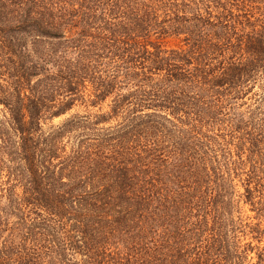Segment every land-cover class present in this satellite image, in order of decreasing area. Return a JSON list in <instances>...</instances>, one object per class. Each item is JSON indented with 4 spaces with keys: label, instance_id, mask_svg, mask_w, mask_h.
Returning <instances> with one entry per match:
<instances>
[{
    "label": "trees",
    "instance_id": "1",
    "mask_svg": "<svg viewBox=\"0 0 264 264\" xmlns=\"http://www.w3.org/2000/svg\"><path fill=\"white\" fill-rule=\"evenodd\" d=\"M248 142L264 0H0V264H264Z\"/></svg>",
    "mask_w": 264,
    "mask_h": 264
},
{
    "label": "rangeland",
    "instance_id": "2",
    "mask_svg": "<svg viewBox=\"0 0 264 264\" xmlns=\"http://www.w3.org/2000/svg\"><path fill=\"white\" fill-rule=\"evenodd\" d=\"M151 40L152 41H156L157 43L160 44V46L162 48H166V49H169V48H178V47H183V37L181 35H171V36H161V37H151ZM109 101V99L106 100V102L103 104V108L102 110L105 111L108 109V105H107V102ZM240 102H243V99L242 101ZM245 106L243 105L241 107V109H243ZM89 111H95L96 109L95 108H91V109H87ZM83 115V114H87L85 108L82 106V105H79V104H76L75 106H73L69 111H67L66 113H63L62 115L60 116H56V117H53L52 119H50L48 122H46L44 125H43V129H48L50 126H55V125H58V124H61L63 121L66 120V118L70 117L71 115ZM160 114V113H159ZM161 114L165 116V114H167V116L171 117V115L167 112V111H161ZM160 114V115H161ZM102 126V125H101ZM106 126V125H105ZM249 150L251 151H255V150H260V153H261V156L259 157V161L260 162H263L264 161V145L261 146V145H258L257 147H252V145L250 144V142H248L247 144ZM222 150L223 149H217V154L220 156L221 153H222ZM231 153L233 154V159H236L237 158V155H236V151L231 149ZM248 156H249V153H248ZM250 158V164L251 162L256 159V156H249ZM249 166V165H248ZM245 176H241V177H238V176H235L233 182L234 184L236 185V191L237 193L235 194H240L241 192H243V186H242V183H243V180H244ZM239 208H240V214L242 216V218L247 221V222H254L256 221V219L254 218V212L250 210V207L248 204H243L241 201L239 202V204H237V211H239ZM250 240L249 237H246L244 238L243 241H248ZM253 244H256L255 241L252 242ZM261 244H264V239L261 241ZM260 244V245H261ZM253 255V254H251ZM255 259H252L251 261H253Z\"/></svg>",
    "mask_w": 264,
    "mask_h": 264
}]
</instances>
